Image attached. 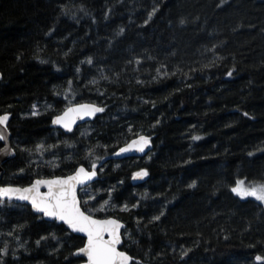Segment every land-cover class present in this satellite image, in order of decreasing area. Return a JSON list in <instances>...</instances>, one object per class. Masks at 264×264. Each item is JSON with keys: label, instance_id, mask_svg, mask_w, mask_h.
Here are the masks:
<instances>
[{"label": "trees", "instance_id": "trees-1", "mask_svg": "<svg viewBox=\"0 0 264 264\" xmlns=\"http://www.w3.org/2000/svg\"><path fill=\"white\" fill-rule=\"evenodd\" d=\"M0 73L15 151L2 185L95 163L82 208L107 201L93 216L125 223L133 264L264 257V205L230 191L264 181V0H0ZM83 102L104 111L69 134L51 126ZM139 135L152 145L145 158H113ZM140 169L148 178L133 186ZM83 244L28 206L0 203L3 264H80Z\"/></svg>", "mask_w": 264, "mask_h": 264}, {"label": "snow or ice", "instance_id": "snow-or-ice-1", "mask_svg": "<svg viewBox=\"0 0 264 264\" xmlns=\"http://www.w3.org/2000/svg\"><path fill=\"white\" fill-rule=\"evenodd\" d=\"M149 18H151V14ZM88 63H92L91 59L88 60ZM229 75H231V72H229ZM69 83L71 84V81ZM103 111V107L94 104H78L75 107L69 108L62 116L55 117L53 124H61L67 131H71V121L66 119L70 112L77 113L82 118L84 115L92 116L95 113ZM35 114L33 112V115ZM8 120V114L0 115V126L4 127V131H0V141H6L7 139L5 133L7 131ZM193 139H200V137H193ZM149 140L150 138L139 135L137 139L122 147L116 155L129 152L133 148L135 151L144 152L145 147L149 144ZM3 152L11 153V150L7 148L0 150V153ZM96 175V164L92 163L90 170L81 166L75 170L73 175L67 177L36 179L28 187H0V203H3L4 200L11 201L13 199L27 201L35 212L42 213L44 217L61 222L73 233H83L87 237V240L72 255L86 257V264H133V257L125 251L118 249V246L122 243L120 229L123 225L118 220L112 218H94L91 214V209L85 211L81 207V202L77 197V187L83 186ZM147 175V170L141 169L135 172L132 178L134 180L143 179ZM42 187L47 189V191L41 192L40 189ZM188 187H195V182L189 184ZM230 191L241 199L253 197L256 201L264 203V183L245 185L243 180H237L235 186L230 188ZM84 203L87 204L88 201ZM105 204H107V201H105ZM126 209L127 205L121 210ZM103 210V205L100 209H97V211ZM162 215L163 212L153 217V220L158 221ZM37 243L39 244V241ZM5 255H7V249H0V257ZM187 255L188 252L185 251L181 258ZM255 259L257 264H264V257L256 256ZM0 264H3L2 260H0ZM135 264H139V261H135Z\"/></svg>", "mask_w": 264, "mask_h": 264}, {"label": "water", "instance_id": "water-1", "mask_svg": "<svg viewBox=\"0 0 264 264\" xmlns=\"http://www.w3.org/2000/svg\"><path fill=\"white\" fill-rule=\"evenodd\" d=\"M1 79H2V75H1V73H0V80H1ZM78 104H94V105H96V106H99V105H97V104H95V103H90V102H83V103L71 104V105L67 106V107H66V108H65V109H64L59 115H57V116H62V115H63V114L69 109V108L75 107V106L78 105ZM100 107H101V106H100ZM101 113H102V112H98V113H95V114L92 115V116L84 115V116L81 118V116H80L79 114L70 112V113L68 114V116L66 117V119H67L68 121H71V129H72L71 131H67V130H66L61 124H53V119H54L55 117H57V116L53 117L52 122H51V126H52L53 128L59 129L61 132L65 133V134H69V133H72V132L76 131L77 128H79L80 126L93 122V121L96 119V117H97L98 115H100ZM4 114H8V113H3V114H0V115H4ZM8 115H9V120L7 121V131H6V133H5L7 139H6V141H0V143L2 144V147L0 148V150H3V149H5V148H7V149H10V150H11V153H6V152L0 153V181H1V178H2V175H3V172H4V170H3V166H4L7 162H9L10 160H12V159L15 157V151H14V149H13V147H12V144H11V133H10V130H9V122H10V119H11V115H10V114H8ZM0 131H4V127H3V126H0ZM137 138H138V137L133 138L132 140H130L129 142H127L125 145L131 143V141H133V140H135V139H137ZM125 145H123L122 147H124ZM122 147H121V148H122ZM121 148H119V149L114 153L113 158H114L115 160H124V159H128V158L143 159V158H145V157L151 152L152 145H151V143L149 142L148 146L145 147L144 152H138V151H135V149L133 148V150H130L129 152L121 153L120 155H116V153L119 152V150H120ZM81 166H83V167H85L86 169L90 170L89 168H87V167L84 166V165H80V166H78V167H81ZM78 167H77V168H78ZM77 168H76V169H77ZM140 170H141V169H140ZM140 170H138V171H140ZM144 170H145V169H144ZM138 171H136V172H138ZM74 172H75V171H74ZM74 172H73L72 174H70V175H73ZM96 172H97V175H96L95 177H93L92 180L88 181V182H87L86 184H84L83 186H78V187H77V197H78V199H79L80 202H81L80 197H79L80 192H81L82 190L86 189L87 187L91 186L92 184H94V183L98 180V178H99V170L96 169ZM134 173H135V172H134ZM134 173H133V174H134ZM133 174H132V176H131V180H130V181H131V184H132L133 186H139V185L145 183L146 180H147V178H148V175H147V176H145L143 179H136V180H134V179L132 178V177H133ZM70 175H67V176H70ZM67 176H63V177H67ZM54 177H62V176H54ZM50 178H53V177H49V178H36V179H50ZM36 179H34L33 181H35ZM29 185H30V184H29ZM29 185H26V186L2 185V184L0 183V187H5V186H13V187H28ZM40 191H41V192H46L47 189H45V188L42 187V188L40 189ZM5 201H6V202H9V203H14V204H16V205H25V206H28V207L31 208V210H32V212H33L34 214H36V215H38V216H41L45 221H47V222H56V223L59 224V225H63L67 230H69L70 233H72V234H74V235H76V236H80V237H82V238L84 239V243H85L86 240H87V237L84 236L83 233H73V232H71L70 229L67 228L66 225L62 224L61 222H58V221H55V220L49 219V218H47V217H44L42 213H37V212H35V211L32 209L31 204H30L29 202H27V201H19V200H15V199H13V200H11V201H9V200H4V202H5ZM81 207H82V204H81ZM82 209H83V208H82ZM83 210H84V209H83ZM93 217H94V218H97V219L112 218V219H116V220H118V221L123 225V227L120 229L121 236H122L123 231H124L125 228H126L125 223L122 222L121 220L117 219V218H114V217L98 218V217H95V216H93ZM122 245H123V238H122V243L118 246V249L121 250V251H124V250L121 249ZM76 251H77V250H76ZM75 257H78V256H75ZM78 258H81V259L83 260V262L80 263V264H86V260H87L86 257L79 256Z\"/></svg>", "mask_w": 264, "mask_h": 264}, {"label": "rangeland", "instance_id": "rangeland-1", "mask_svg": "<svg viewBox=\"0 0 264 264\" xmlns=\"http://www.w3.org/2000/svg\"><path fill=\"white\" fill-rule=\"evenodd\" d=\"M43 108L44 107H42V105H39V104H34L33 105V107H32V110H31V113L33 114V112H35L36 114L35 115H37V114H39V113H41L42 111H43ZM86 131H87V129H84V130H81V133L82 134H86ZM241 180V179H240ZM244 182H245V185H249V184H253V183H257V184H259V183H264V181L263 182H249V181H246V180H243ZM235 186V185H234ZM85 190V189H84ZM83 191V190H82ZM90 196V195H89ZM239 197V196H238ZM245 199H250V200H253V201H256L253 197H246ZM256 202H258V203H260L259 201H256ZM81 204H83V202H82V200H81ZM108 204V203H107ZM261 204H263L264 205V203H261ZM104 206V208L106 207V204H105V202H103V203H101V204H92L89 208H87L85 211H88V210H92V212H91V214L92 215H95L97 212H99V211H97V209H100L101 208V206ZM114 208L116 209L117 207H115L114 206ZM120 209H122V208H120Z\"/></svg>", "mask_w": 264, "mask_h": 264}]
</instances>
